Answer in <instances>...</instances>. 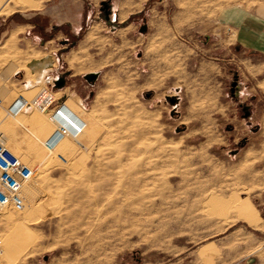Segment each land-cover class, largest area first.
<instances>
[{
    "label": "rangeland",
    "instance_id": "1",
    "mask_svg": "<svg viewBox=\"0 0 264 264\" xmlns=\"http://www.w3.org/2000/svg\"><path fill=\"white\" fill-rule=\"evenodd\" d=\"M13 8L82 20L62 60L95 95L74 103L83 111L60 103L85 126L48 150L53 111L8 110L51 93L47 46L0 34V132L34 169L28 207L0 213V264H229L238 227L264 218V151L252 150L264 131L252 95H236L241 17L264 0H0Z\"/></svg>",
    "mask_w": 264,
    "mask_h": 264
},
{
    "label": "crops",
    "instance_id": "2",
    "mask_svg": "<svg viewBox=\"0 0 264 264\" xmlns=\"http://www.w3.org/2000/svg\"><path fill=\"white\" fill-rule=\"evenodd\" d=\"M33 14L34 16L31 18L30 15L28 16L18 8L9 11L0 9V34L4 37V41L12 43L16 49L18 45L27 49H42V47L47 46L45 51L49 53L50 60L47 57L49 63L45 66L46 83L51 87V93L58 96L53 97V101L45 110L53 111L60 103L70 99L69 104L74 110L83 111L80 108L85 109L83 103L85 97L81 95L95 94H93V91L88 93L78 91L77 86H81L77 75L78 71H71L70 68L74 65L69 63L64 68L63 60H67L68 50L66 51V57H62L65 51L61 49L69 44L70 39L68 37L75 38V35L79 33L82 20L77 18L76 22H72L67 17L58 18L50 9L35 10ZM231 17L234 16L229 13L228 19H231ZM241 19L243 22L239 27L240 34L237 41L241 45L240 55L242 57L240 61L243 63L242 73L244 79H242L243 81H237L236 95H252V117L248 116V118H252L254 123L251 122L257 125L260 131H264V9L261 8L251 19L245 17H241ZM245 21L249 22L246 24ZM60 34H64L67 38L59 41L61 46L54 47V41L58 39ZM60 76H63L64 79L56 84V80ZM81 77L84 78L85 75L83 74ZM88 84L93 85L94 80H88ZM30 85L34 87L36 84L31 82ZM24 87L27 92L26 84ZM44 92H46L45 88L40 93ZM38 96L36 95L32 103L36 101L35 99ZM16 100L12 101L8 109H17ZM74 103H77L80 108ZM62 111L71 119L72 112L68 104H64ZM77 119L85 124L79 117ZM258 145L259 147H252L253 152L264 151V141L262 139H260ZM258 161L264 164V156H260ZM247 224L255 232L250 233L242 227H238V231H242L244 234L243 240L239 241L234 249H224L229 264H264V218L260 216L256 224L249 222Z\"/></svg>",
    "mask_w": 264,
    "mask_h": 264
},
{
    "label": "built area",
    "instance_id": "3",
    "mask_svg": "<svg viewBox=\"0 0 264 264\" xmlns=\"http://www.w3.org/2000/svg\"><path fill=\"white\" fill-rule=\"evenodd\" d=\"M17 100L23 101L19 111H22L28 104L35 105L44 111L53 101L51 93H40L34 103H28L22 96ZM16 100V101H17ZM64 104L58 105L49 116V120L55 124L51 135L43 142L48 149L54 148L61 138L71 135L75 136L82 132L84 123L71 115L67 119L63 115ZM34 169L16 155L3 139L0 132V213L2 210L12 208L17 212H23L29 205L25 192L26 184L33 178ZM23 253L20 252V255ZM0 256L10 259L6 255L4 242L0 241Z\"/></svg>",
    "mask_w": 264,
    "mask_h": 264
},
{
    "label": "bare ground",
    "instance_id": "4",
    "mask_svg": "<svg viewBox=\"0 0 264 264\" xmlns=\"http://www.w3.org/2000/svg\"><path fill=\"white\" fill-rule=\"evenodd\" d=\"M25 100V99H24ZM27 101V100H26ZM17 104V109L16 110H12V109H8L11 113H13V114H18L19 113V109H20V107L22 106V104H23V101H21V100H17L16 102H15V105ZM64 115V114H63ZM67 119H69L66 115H64ZM75 117V116H74ZM77 118V117H76ZM70 120V119H69ZM84 126H85V124H84ZM83 126V127H84ZM80 134V133H79ZM79 134H77V135H79ZM53 149V148H52ZM30 181V180H29ZM28 181V182H29ZM3 211V210H2Z\"/></svg>",
    "mask_w": 264,
    "mask_h": 264
},
{
    "label": "water",
    "instance_id": "5",
    "mask_svg": "<svg viewBox=\"0 0 264 264\" xmlns=\"http://www.w3.org/2000/svg\"><path fill=\"white\" fill-rule=\"evenodd\" d=\"M95 74H92V77H94ZM236 78V77H235ZM63 76H60L59 79L56 80V84L60 83L63 81ZM236 82H233L232 85H234ZM233 90V88H232ZM245 108V107H244ZM245 115H248V111L245 113Z\"/></svg>",
    "mask_w": 264,
    "mask_h": 264
},
{
    "label": "flooded vegetation",
    "instance_id": "6",
    "mask_svg": "<svg viewBox=\"0 0 264 264\" xmlns=\"http://www.w3.org/2000/svg\"><path fill=\"white\" fill-rule=\"evenodd\" d=\"M233 82H236V81H233ZM235 85V84H234Z\"/></svg>",
    "mask_w": 264,
    "mask_h": 264
}]
</instances>
